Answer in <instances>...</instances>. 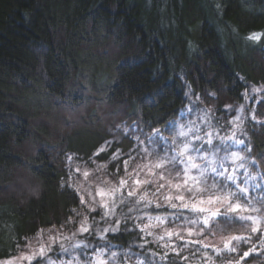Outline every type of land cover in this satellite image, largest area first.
<instances>
[{"label":"trees","instance_id":"16d2710c","mask_svg":"<svg viewBox=\"0 0 264 264\" xmlns=\"http://www.w3.org/2000/svg\"><path fill=\"white\" fill-rule=\"evenodd\" d=\"M183 76L197 93L236 101L248 83L264 86V0H0V259L82 209L67 184L69 156L111 171L115 152L124 160L135 145L128 134L113 138L120 125L153 130L176 119L186 105ZM249 135L264 173V125ZM22 173L34 181L29 190ZM179 223L163 227L219 248L230 236L251 240L217 255L123 224L107 243L132 249L126 264H264V231L252 234L251 223L219 219L211 234L191 237Z\"/></svg>","mask_w":264,"mask_h":264},{"label":"snow or ice","instance_id":"6c2138e0","mask_svg":"<svg viewBox=\"0 0 264 264\" xmlns=\"http://www.w3.org/2000/svg\"><path fill=\"white\" fill-rule=\"evenodd\" d=\"M249 39L259 40L260 34L253 33L249 36ZM253 91H259V89H253ZM237 120H239V116L228 121V123L233 125L234 129L230 136H221L219 130L215 129L208 120L207 114L201 118V121L205 124V128L209 130L200 128L195 121H189L187 124L179 126V130L171 140L165 137L162 132H172L176 129L175 121L171 122L163 130H154L152 135L147 137L148 144H159L162 146L160 150L164 154L162 156L159 155L156 147H153L152 152L145 148L143 150L144 155H156L157 162L152 165H136L131 173L128 172L129 163L138 157H133L129 154V160H125L123 163L125 178L119 180L118 187L113 186L108 191L98 190L97 196L100 197V201L97 203L95 197H92L91 203L96 204V207H90L89 211L95 212L97 207L102 208L101 221L108 223L115 214L117 206H127L128 203H131V200L125 198L124 192L126 191L128 198L137 197L134 208H129V212L134 209L136 211H145L150 207L159 209L167 205L175 211L166 217H156L155 219L159 221L157 226H162L165 222L176 223L179 221L178 227L187 228L189 237L193 235L203 236L205 230H208L211 234L209 225L214 227L219 219L225 222L251 223L253 225L250 229L252 234L264 231V228L261 227L264 224V215L251 214L253 212L264 213V183H256L255 176L248 172L247 165L249 162L245 156L238 151H231L233 146L243 144L242 140L235 139L236 131L239 130V125L236 123ZM223 127L224 125H219V128ZM105 143L106 145L111 144L108 141ZM140 143L143 144V141H140ZM99 151H104V148L102 147ZM98 154L99 152L96 155ZM119 156L120 153L117 151L113 155L112 160L119 159ZM68 160L71 161L72 157L69 156ZM251 163L254 164L255 161ZM119 170V166H117V172ZM76 171L79 172L80 169L77 168ZM141 173L147 178L143 180L135 179L129 185L131 177L133 175L139 177ZM84 176L87 177L88 173L84 172ZM173 180L176 181L175 184L172 183ZM172 189H175L179 194L176 196L171 195ZM253 191L259 193V195H252ZM89 196H91V193H89ZM149 197L152 198L149 199ZM80 199L81 204H84L83 196ZM174 200L179 203L173 202ZM217 205L219 206L217 207ZM257 205L259 206L257 207ZM73 211L75 212V209ZM185 212L188 215H185ZM76 215L79 216L80 213H76ZM181 217H183L182 220ZM192 217H196V219ZM142 218L136 217L137 220ZM127 219H131V217H127L125 220L126 228ZM98 223L100 222L93 218V223L88 224V217L85 216L73 236L77 233L91 234L90 228ZM114 223L115 226L110 223L109 227L97 229L100 239H105L106 233H116L119 230L121 221L116 220ZM198 224L200 225L199 231L194 232L193 226ZM147 227L145 225L139 228V231L144 232ZM52 231L54 229L49 230V232ZM152 234V232H147V235ZM165 235L169 239L176 237L180 241H184L185 247L195 244H199L205 249L211 247L217 255L225 251L236 252L237 247L231 246L233 241H235L236 246H239L241 242L247 243L251 240V236H230L223 241V248H219L215 245L204 244L201 240H185L184 235L179 231L169 230ZM158 239L163 240L164 236H159ZM38 243V251L32 252L31 255L21 256L19 259H26L29 264L35 259L39 264L40 260L47 257L52 245L57 243V238L49 236L47 244L39 240ZM59 247L60 254L68 253L69 249L64 247L63 244H60ZM71 247L87 250L91 246L84 241H79L71 245ZM138 247L143 248L144 244L138 245ZM164 247L167 248L169 245H164ZM105 251L106 249H97L96 255L89 259L93 260L95 264H107V261L103 259ZM171 251L179 255L176 247L173 246ZM250 251H255V248L253 247ZM81 254L87 256V251H82ZM125 255L135 254L125 253ZM151 255L155 256L156 254L152 253ZM168 255L169 253L165 252L161 259H166ZM248 255L249 252H244L240 260H243ZM117 256V252L113 251L111 253L112 258ZM4 264H13V260L4 262ZM68 264H71V262L69 261ZM137 264H144V261L138 260ZM148 264H152V261L149 260ZM237 264H239V261H237Z\"/></svg>","mask_w":264,"mask_h":264},{"label":"rangeland","instance_id":"374dc122","mask_svg":"<svg viewBox=\"0 0 264 264\" xmlns=\"http://www.w3.org/2000/svg\"><path fill=\"white\" fill-rule=\"evenodd\" d=\"M183 80L186 89V105L181 110L179 116L173 120L176 122V129H174L172 132L163 131L162 134L171 140V138L179 130V126L181 124H187L189 121H195L196 125L200 128L204 130H209L205 128V124L201 121V118L204 117L205 114H207L208 120L214 126L215 129L219 130V134L221 136H230L234 129L233 125L228 123V121H231L235 117L239 116V120L236 121V123L239 125V130L236 131L235 139L242 140L243 144L233 146L231 151H238L243 156H245L247 158V161L249 162L247 165L248 172L251 175L255 176L256 183H264V173L258 168L256 162L254 164L251 163L252 161H254V159L251 157L250 154L249 137V129L251 127H259L260 125H264V86L248 83L247 89L242 96V100L236 101L226 99L223 96L221 98V95L217 93H197L190 86L185 76H183ZM253 89H259V91H253ZM190 109L191 111H189ZM171 122H169L167 125H169ZM167 125L155 128L153 130H143L136 124L131 126L120 125L118 127V130L113 135L114 139H119L121 136L127 134L131 135L135 139V145L131 156L138 158L129 163L128 172L131 173L136 165H152L157 162L156 155H144L143 150L145 148H147L149 152H152L153 147H156L157 151L159 152V155L162 156L164 154L163 151L160 150L162 146H160L159 144L149 145L147 137L151 136L154 130H163L166 128ZM219 125H224V127L219 128ZM140 141H143V144H141ZM111 145L112 143L110 145L104 146L103 148H109ZM122 156L123 155L120 153L119 159L114 160L115 166L111 171L107 170L105 164H82L79 160L73 158L72 156L71 161H69L67 158L66 164L69 167V179L67 180V184L73 187L80 196H83L85 201L82 209L77 212L80 213V215H75V217L71 219L70 223L66 227H52L40 230L37 234L25 240L24 244L19 248L17 253H15L9 258L0 259V264H4V262H7L9 260H13V264H29L28 260L19 259V257L31 255L32 252L38 251V240L47 244L49 236L56 237L57 243L52 245L51 251L48 252L47 257L43 260H40L39 264H68L69 261L71 262V264H95V262L93 260H90L89 258L94 257L96 255L97 249H106V251L104 252L103 259L107 261V264H126L125 261L129 260L130 255L126 256L125 253H134L132 249L128 251H120L119 249H116L114 245L108 246L107 234L111 232L105 234V239H100L97 234V229L109 227L110 223L112 226H115L114 222L116 220L121 221L119 226L120 228L123 224H125V220L127 217H131V219H127V228H129L130 230L139 231V228L147 225L148 227L145 229L146 233L152 232V236L154 235V237L158 233H162L163 236H166L165 233L168 230L166 227H163V225L169 224V222H165L162 226H157L159 225V221H157L155 218L166 217L169 214L173 213L175 210L165 205V207L170 209V211L166 213L165 211H160V209H156L154 207H150L145 211H136L134 209L132 212H129V208H134L135 200L137 199V197L128 198L126 195V191L124 192L125 198L131 200V203H128L127 206H117V208L115 209V214L110 218L108 223L101 221V216L103 214L102 208L97 207V210L95 212L89 211L90 207H96V204L91 203L92 197H95L97 203H99L100 201V197L97 196L98 190L108 191L113 186L118 187L119 180L121 178H125L123 163L125 160H129V157L125 158L124 160H121ZM117 166H119V172H117ZM77 168L80 169L79 172L76 171ZM84 172L88 173L87 177L84 176ZM173 175H175V173H173ZM22 177L25 178V181H20V186H24L23 188H28L29 190V187L34 185L33 179L29 175H26V173H22ZM145 178L147 177H145L143 173H141L139 177L133 175L129 180V185H131L132 181L135 179L143 180ZM172 183L175 184L176 181L173 180ZM89 193H91V196H89ZM178 194L179 193H177L175 189H172L171 195L176 196ZM252 195H259V193L253 191ZM185 196L187 198L186 193ZM151 198L152 197H149V199ZM173 202L179 203L175 200ZM218 206L219 205H217V207ZM258 206L259 205H257V207ZM251 214L264 215V213L255 212ZM185 215L188 214L185 212ZM85 216L88 217V224L93 223V218L96 221H99L100 223L95 224L92 228H90L91 234L77 233L75 236H73V233L77 232V229L80 226V222L84 219ZM136 217L143 218L137 220ZM192 218L196 219V217ZM50 229H54V231L49 232ZM159 229H161V231H158ZM79 241H84L91 247H89L87 250H84L82 248L74 249L71 247V245L76 244ZM60 244H63L64 247L69 249L68 253L60 254ZM138 245L136 244V246ZM82 251H87V256L82 255ZM113 251L118 253V256L116 258L111 257V253ZM200 252L203 256V251ZM31 264H38V262L34 259L32 260Z\"/></svg>","mask_w":264,"mask_h":264}]
</instances>
